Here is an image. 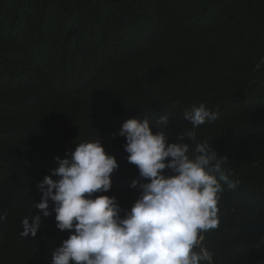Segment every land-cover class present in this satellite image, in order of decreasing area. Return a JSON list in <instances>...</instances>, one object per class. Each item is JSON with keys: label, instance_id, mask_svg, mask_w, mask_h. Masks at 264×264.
Instances as JSON below:
<instances>
[{"label": "trees", "instance_id": "16d2710c", "mask_svg": "<svg viewBox=\"0 0 264 264\" xmlns=\"http://www.w3.org/2000/svg\"><path fill=\"white\" fill-rule=\"evenodd\" d=\"M200 103L218 118L197 140L240 181L203 246L213 264H264V0H0V264H50L68 237L35 208L54 157L101 137L118 168L93 198L130 207L145 181L112 134L129 118L155 132L167 114L176 142ZM35 215V237L21 236Z\"/></svg>", "mask_w": 264, "mask_h": 264}, {"label": "clouds", "instance_id": "9594fccd", "mask_svg": "<svg viewBox=\"0 0 264 264\" xmlns=\"http://www.w3.org/2000/svg\"><path fill=\"white\" fill-rule=\"evenodd\" d=\"M183 118L192 127L176 142L165 131L167 114L158 118L155 132L149 119L129 118L112 134L125 139L126 159L145 181L131 182L138 195L127 208L115 196L93 198L109 192L118 168L101 137L76 144L65 158H53L50 175L36 185L41 199L35 208L43 217L54 214L56 228L69 234L52 251L50 264H213L204 233L219 227L224 186L235 190L240 181L225 172L227 157L217 155L213 141L197 140L195 129L218 113L200 103ZM4 218L0 215V221ZM21 223L20 235L35 237L41 215Z\"/></svg>", "mask_w": 264, "mask_h": 264}]
</instances>
